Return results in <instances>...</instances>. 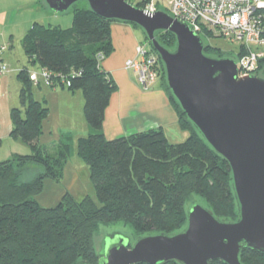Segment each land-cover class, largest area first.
<instances>
[{
  "label": "trees",
  "instance_id": "1",
  "mask_svg": "<svg viewBox=\"0 0 264 264\" xmlns=\"http://www.w3.org/2000/svg\"><path fill=\"white\" fill-rule=\"evenodd\" d=\"M111 22L96 16L87 6L73 11L71 27L34 23L22 39L29 66L45 69L59 78L66 76L70 81L67 90L83 94V112L90 133L78 138L77 155L89 170L96 199L86 195L76 200L65 193L54 207H41L34 199L46 179L61 180L73 150L69 138H62L56 146L39 145L48 109L33 98L35 86L29 73L34 71L21 69L19 100L24 117L20 108L12 109L9 136L26 145L30 152L0 161V264H96L94 237L100 226L123 223L140 235L177 233L186 225V204L192 195L202 199L217 218H238L230 169L182 112L165 83L160 58L158 81L187 138L171 143L162 129L114 139L104 136V113L115 86L99 63L112 51ZM204 33L203 42L208 35L225 40L210 31ZM163 35L173 41L172 48L160 43ZM154 36L165 49H175L174 35L158 31ZM144 41L149 44L146 37ZM231 45L230 52L237 59L261 50ZM210 47H204L205 55ZM262 52L252 69L257 77L264 76V48ZM58 87L62 88H55ZM34 169V175L26 180ZM239 261L264 264V254L243 247ZM210 264L224 263L216 260Z\"/></svg>",
  "mask_w": 264,
  "mask_h": 264
},
{
  "label": "water",
  "instance_id": "2",
  "mask_svg": "<svg viewBox=\"0 0 264 264\" xmlns=\"http://www.w3.org/2000/svg\"><path fill=\"white\" fill-rule=\"evenodd\" d=\"M43 1L56 15L84 1L98 17L139 27L163 63L167 87L182 112L230 169L237 221L219 219L196 203L177 233L145 236L134 244L121 232L105 235L96 264H241L243 247L264 254V79L239 78L234 60L206 57L202 38L164 12L149 14L123 0ZM158 31L175 36L173 51L156 41Z\"/></svg>",
  "mask_w": 264,
  "mask_h": 264
},
{
  "label": "crops",
  "instance_id": "3",
  "mask_svg": "<svg viewBox=\"0 0 264 264\" xmlns=\"http://www.w3.org/2000/svg\"><path fill=\"white\" fill-rule=\"evenodd\" d=\"M34 1L0 0V46L3 47L2 60L9 70L8 73L0 75V150L3 148L0 151V161L7 160L16 154L25 155L30 152L26 145L11 139L9 135L12 129L11 111L21 108L19 100L21 83L18 80V72L29 66L23 47L22 51L25 56L19 54L16 57L13 45L14 36L19 31L21 33L19 41L22 42L27 31L36 23L34 20L38 19L37 16L40 15L41 18L38 19L40 22L43 20L44 14L41 12L44 8L43 2L35 1V6L31 7L35 9L30 14L33 21H25L24 24L17 25L14 16L17 11H22L21 8L27 7ZM6 21L9 24L4 27L3 24ZM55 24L52 26L69 28L62 26L59 20ZM138 35L135 29L128 24H111L112 51L102 59L99 67L113 82L115 90L110 96L104 113L102 132L107 139H114L150 129H162L171 143H177V141H172L168 134L182 135L183 138H186L187 134L179 129L177 113L170 104L161 82L157 81L149 89L144 90L137 83L133 71L125 67L126 62L135 57V47L140 44L141 40ZM30 70L37 71L38 67L34 66L33 69L29 68ZM35 90V94L32 92L33 98L43 103L48 109L47 118L42 123L39 145L56 146L62 138H69L73 147L77 145L78 138L89 135L90 129L84 117V97L81 91L44 86L37 87ZM44 134L48 139L41 141ZM73 156L72 151L71 158Z\"/></svg>",
  "mask_w": 264,
  "mask_h": 264
},
{
  "label": "built area",
  "instance_id": "4",
  "mask_svg": "<svg viewBox=\"0 0 264 264\" xmlns=\"http://www.w3.org/2000/svg\"><path fill=\"white\" fill-rule=\"evenodd\" d=\"M128 5L146 13L164 12L173 21H178L198 36L205 37L210 31L231 44L251 51L238 59L237 65L244 72L256 67L264 48V0H123ZM263 47V48H262ZM3 47L0 46V75L9 72L2 60ZM125 67L135 74L137 83L144 90L153 86L160 75L159 56L150 50L149 44L140 43L135 47V57L126 62ZM249 75L245 74L244 76ZM34 86L67 89L70 81L66 76H54L45 69L29 73ZM58 80L61 83H58Z\"/></svg>",
  "mask_w": 264,
  "mask_h": 264
},
{
  "label": "rangeland",
  "instance_id": "5",
  "mask_svg": "<svg viewBox=\"0 0 264 264\" xmlns=\"http://www.w3.org/2000/svg\"><path fill=\"white\" fill-rule=\"evenodd\" d=\"M32 1H34V0H32ZM35 1H38V0H35ZM35 1L31 4H29L27 7L25 6V8H23V9L21 8V10H22L21 12L17 11L16 15L14 16V19L16 20L17 25L24 24L25 21H30V20L33 21V18L30 16V14H32L33 10H35L34 8H31V7L35 6ZM41 2H43V6H44L43 10L41 11L44 14L42 17L43 20L41 22L45 26H47L49 23L51 25H56L55 23H57V21L59 20V22L61 23L62 26L70 27L72 25L71 20H72L73 11L75 9L87 7L86 2L79 1V2H76L75 4H73L72 6H70L69 9L66 11V13L61 14V15H56V14L51 13L47 9L43 0H41ZM37 18L38 19L41 18L40 15H38ZM38 19H35L34 21L36 23H41L40 20H38ZM69 22H70V24H69ZM112 23L128 24V25L132 26L135 29V33L139 34L138 36L141 37V40L139 41V43L145 42L144 41L145 35L139 27H134L132 24L124 23V22H120V21H112L111 24ZM8 24H9V22L6 21L3 25H4V27H6V26H8ZM17 33L18 34H16V36H14V40H13V45H14L16 57L19 54H22V56H25L23 54V51H22L21 42L19 41V36L21 33H19V31ZM160 43L167 48L173 47L172 46L173 41L170 40L168 37H166V35H163V38L161 37ZM207 44L210 45L211 47L209 48L210 50L206 51V55H205L206 57L213 58V59H221V58H217L215 56V55H220V57L230 58V59L234 60L236 63L238 62V59L233 58L234 56H232V54L230 52L233 48V45L229 44L227 41L222 40V39H218V38H214V36L208 35L207 38L204 40V45L207 46ZM169 51H173V50H169ZM11 54H14V52H11ZM29 68L33 69V67L31 65L28 66V69ZM34 70H36V68ZM245 74H249L246 76H255L256 75V73L252 72V70H250L247 73V72H244L242 69L241 70L239 69V72H238L239 78L244 77ZM14 76L16 78V74H14ZM261 77H262V79H264V76H260V78ZM165 83H166V81H165ZM36 88H37L36 86L32 87V92L34 94H35ZM12 90H13V88H12ZM20 109L23 111L22 116L24 117V110H23L24 108L21 107ZM168 135H169V137H171L172 141H177V143L183 142L187 138V137L183 138L182 135H178V134H176V135L168 134ZM45 136L46 135L44 134L41 141L48 139ZM187 136H188V134H187ZM49 140H50V138H49ZM4 146H2V147H4ZM72 148H73L74 156L71 159H69L68 163H66V166H64L63 173L61 176V180L59 182H57V181H54L51 179H46L44 181V187H43L41 193L36 198H34L41 207H54V206H56L58 204V202L61 200V198L64 196L65 193H69L76 200H79L86 195H89L90 197H93V199H96L95 198V191H94V188H93V186L90 182V178H89V170L85 166V164L79 159V157L77 155V145L75 144ZM2 150H3V148H2ZM2 150H0V151H2ZM35 172H36L35 169L32 171L30 170L28 175L26 176V177H28L26 180H29L34 175ZM196 203L200 204L201 206H204L203 200L200 199L198 196L192 195L191 197H189L188 202L186 204V211H188L190 209V207ZM237 220H238V218L235 221H237ZM228 221H230V220H228ZM235 221H231V222H235ZM113 232H121V233L129 236L131 238V244H134L138 239H140L142 237L150 236V235H140V234L136 233L131 226L124 225L123 223L100 226L99 230L97 231V233L95 234V237H94V244H95V248H96L97 252L100 250V243H101V240L103 239V237L105 235H109ZM151 235H156V234H151Z\"/></svg>",
  "mask_w": 264,
  "mask_h": 264
},
{
  "label": "bare ground",
  "instance_id": "6",
  "mask_svg": "<svg viewBox=\"0 0 264 264\" xmlns=\"http://www.w3.org/2000/svg\"><path fill=\"white\" fill-rule=\"evenodd\" d=\"M161 61V60H160Z\"/></svg>",
  "mask_w": 264,
  "mask_h": 264
}]
</instances>
